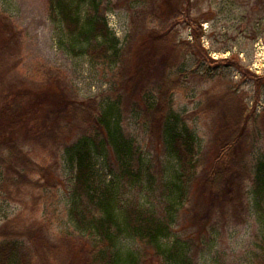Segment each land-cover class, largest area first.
<instances>
[{
	"label": "trees",
	"instance_id": "trees-1",
	"mask_svg": "<svg viewBox=\"0 0 264 264\" xmlns=\"http://www.w3.org/2000/svg\"><path fill=\"white\" fill-rule=\"evenodd\" d=\"M186 3L189 5L192 0L170 4V15ZM48 11L61 45L68 40V47L76 55L87 54L109 67L119 65L121 42L108 25L102 0H48ZM170 29L156 30V34L151 31V43L145 41L141 61L130 67L125 84L130 80L134 86L147 83L152 67L163 65L160 55L175 41L172 42ZM54 73L49 72L48 82ZM121 75L124 77L123 72ZM167 77L166 67L155 86L156 93L145 92L140 86L143 91L139 103L131 106L133 112L142 114L151 132L162 138L172 170L169 174L158 170L159 176L151 160L143 163L142 152L122 125L123 81L116 83V99L97 103L77 101L75 89L65 77L60 86L50 83L44 88L32 84L10 87L8 99L0 103V189L9 194V199L22 201L27 190H42L49 184L50 167L33 157L28 139L43 145L48 141L59 143L75 127L82 129V136L71 153L75 181L69 214L73 227L55 236L49 223L37 218L22 223L20 213L0 225V264H143L148 256L162 264H193L186 242L164 243L192 192H197L196 200L184 212L191 214L188 222L199 231L205 232L219 221H239L249 214L251 206L264 227V157L254 166L251 206L245 197L251 166L246 158L248 151L238 150L247 134L244 127L238 132L246 123L245 108L235 117L228 114L227 119L233 120L228 129L239 134L234 137L226 131L213 164L203 167L199 138L173 109L177 81L171 82ZM144 94L151 96L147 99ZM50 105L55 109H47ZM50 112H55V119L47 117ZM23 129L28 131L25 137ZM110 151L114 155L109 163L113 177L102 183L95 176L93 154L109 158ZM141 182L147 186L145 197L136 204L123 202V187L129 190ZM161 205L163 214L159 215ZM125 238L137 240L140 245H123ZM262 240L255 264H264V228Z\"/></svg>",
	"mask_w": 264,
	"mask_h": 264
},
{
	"label": "rangeland",
	"instance_id": "rangeland-1",
	"mask_svg": "<svg viewBox=\"0 0 264 264\" xmlns=\"http://www.w3.org/2000/svg\"><path fill=\"white\" fill-rule=\"evenodd\" d=\"M102 1L108 25L121 42L117 67L94 61L87 54H74L68 47V40L61 45L49 16L48 0H0V103L8 99L10 87L16 86V89L32 84L44 88L50 83L60 86L65 80L63 77L72 83L75 99L79 102L116 99V83H124L125 78H129L130 67L141 61L145 41L151 43V31L156 34V30L171 28L170 36L172 42L175 41L169 43L167 49L164 46L166 51L159 59L163 65L152 67L148 82H139L137 86L132 80L124 86L121 82L124 130L134 138L144 156L143 163L151 160L155 171L170 173L172 167L162 138L151 132L142 114L132 110L141 98L140 86L145 92L156 93L155 86L166 67L167 79L177 81L173 109L199 138L203 167L210 168L213 164L225 132L235 134L233 129H228V123L233 121L227 119L228 114L235 117L245 108L246 123L238 132L244 127L247 134L238 150L248 151L246 158L251 174L245 181V197L251 206L256 163L264 157V0H192L171 15L170 4L176 0H171L172 3L170 0ZM52 70L55 73L48 82ZM122 72L124 77L120 76ZM145 96L149 99L151 95ZM47 109L55 108L50 105ZM55 112L47 117L55 119ZM79 129L75 127L69 133L72 137L61 139L59 143L48 141L43 145L28 139L33 157L50 167L49 184L42 190H27L22 201L9 199V194L0 189V225L22 213V223L37 218L49 223L55 236L73 227L69 214L75 181L71 153H74L76 140L82 136V129ZM23 133V137L28 135L25 129ZM113 159L112 151L109 158L93 154L98 181L108 183L112 179L109 163ZM127 190L123 187V202L136 204L145 197L147 186L141 182ZM190 196L183 203L171 225V236L164 239V243L186 242L193 264H255L264 228L255 208L251 206L249 214H244L239 221L230 219L224 224L217 220L219 222L202 232L190 225L191 214L184 212L185 207L196 200L197 192ZM162 206L159 215L163 214ZM122 244L140 245L130 238H125ZM143 264L162 263L148 256Z\"/></svg>",
	"mask_w": 264,
	"mask_h": 264
}]
</instances>
